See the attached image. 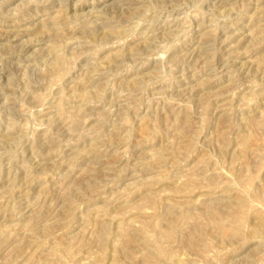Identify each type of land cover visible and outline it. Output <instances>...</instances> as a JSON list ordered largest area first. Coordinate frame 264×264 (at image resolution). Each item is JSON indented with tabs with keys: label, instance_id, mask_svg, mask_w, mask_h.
<instances>
[{
	"label": "rangeland",
	"instance_id": "1",
	"mask_svg": "<svg viewBox=\"0 0 264 264\" xmlns=\"http://www.w3.org/2000/svg\"><path fill=\"white\" fill-rule=\"evenodd\" d=\"M0 264H264V0H0Z\"/></svg>",
	"mask_w": 264,
	"mask_h": 264
}]
</instances>
